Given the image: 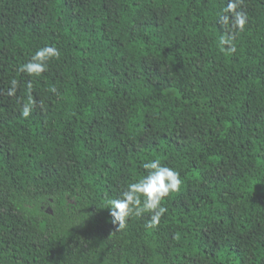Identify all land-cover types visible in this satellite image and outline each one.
I'll return each instance as SVG.
<instances>
[{
  "label": "trees",
  "instance_id": "16d2710c",
  "mask_svg": "<svg viewBox=\"0 0 264 264\" xmlns=\"http://www.w3.org/2000/svg\"><path fill=\"white\" fill-rule=\"evenodd\" d=\"M227 4L0 0V264H264V0L243 31ZM45 45L46 72L17 70ZM153 159L180 189L115 231L108 201Z\"/></svg>",
  "mask_w": 264,
  "mask_h": 264
},
{
  "label": "clouds",
  "instance_id": "9594fccd",
  "mask_svg": "<svg viewBox=\"0 0 264 264\" xmlns=\"http://www.w3.org/2000/svg\"><path fill=\"white\" fill-rule=\"evenodd\" d=\"M242 0H228L225 13L221 14L218 22L227 28L243 31L247 22V14L239 11L238 6ZM234 37L230 31L223 32L219 37L221 50L227 53H235L236 46ZM59 50L53 45H45L37 49L30 57L29 61L21 64L18 71L27 74L29 77H38L48 70L49 62L59 57ZM18 81L13 79L10 82L7 95L16 96ZM27 102L22 104L21 115L28 118L37 101L32 97V83H27ZM51 93H56V88L50 89ZM43 107L42 103L40 105ZM145 174L138 180L130 182L127 187L116 198L108 201V210L111 223L115 226V231H123L127 227V221L132 216H149L145 227L155 228L161 217L167 212V208L162 206V201L172 192L180 189L182 180L179 172L174 168L163 165L158 159H153L143 164Z\"/></svg>",
  "mask_w": 264,
  "mask_h": 264
}]
</instances>
